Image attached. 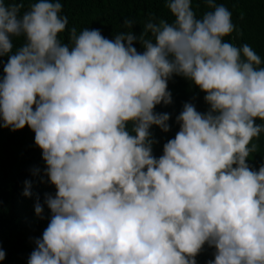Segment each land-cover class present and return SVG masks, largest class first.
I'll use <instances>...</instances> for the list:
<instances>
[{
    "label": "clouds",
    "instance_id": "obj_1",
    "mask_svg": "<svg viewBox=\"0 0 264 264\" xmlns=\"http://www.w3.org/2000/svg\"><path fill=\"white\" fill-rule=\"evenodd\" d=\"M25 2L0 0V129L35 133L45 167L31 171L56 189L36 194L37 217L51 215L27 264H197L205 245L207 264H264V163L248 162L264 133V62L225 40L229 9L201 0L198 17L193 0H164L172 22L150 16L137 35L126 19L109 39L69 29L62 0ZM176 76L209 107L185 102L157 157L151 129L169 132L171 116L156 107L173 103Z\"/></svg>",
    "mask_w": 264,
    "mask_h": 264
},
{
    "label": "trees",
    "instance_id": "obj_2",
    "mask_svg": "<svg viewBox=\"0 0 264 264\" xmlns=\"http://www.w3.org/2000/svg\"><path fill=\"white\" fill-rule=\"evenodd\" d=\"M63 15L69 19L68 28L75 26L78 31L84 28L100 29L102 34L114 39L117 32L127 31L122 27L124 20L134 21L133 31L139 35L150 16L166 19L172 22V15L164 0H62ZM232 13V22L236 31L225 37L227 42L237 46L249 44L264 62V0H217ZM28 7L27 0L25 9ZM193 10L200 17L209 9L201 0H193ZM63 42H68V32L60 34ZM22 43V38H14V44ZM138 51H143L139 43L134 45ZM4 62L7 57L2 58ZM261 66H264L262 63ZM2 74V66H0ZM169 90L173 95L171 105H158L157 112L170 114L171 130L163 132L158 126L151 131L158 141L153 146V153L159 157L163 154V144L172 139L179 131L176 116L183 109L185 102H192L197 110L206 112L208 105L204 101L205 93L201 92L185 78L176 76L169 81ZM257 123H261L257 120ZM35 133L27 126L18 131L0 129V246L6 252V258L0 264H27L30 253L35 248L34 239L41 237L47 227L51 213L45 205L44 219L37 217L34 210L36 194L41 203L44 194H55V186L42 183L40 175H33V168L45 167L42 150L35 144ZM252 143L257 145V151L252 153L249 163L258 167L264 163V133L254 138ZM46 180L47 178L44 177ZM25 180L32 181V197L23 195ZM213 248L205 245L204 250L197 256V264H207L214 259Z\"/></svg>",
    "mask_w": 264,
    "mask_h": 264
}]
</instances>
